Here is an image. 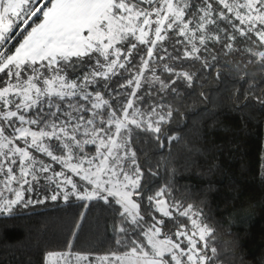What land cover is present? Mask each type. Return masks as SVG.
<instances>
[{"label": "snow or ice", "instance_id": "6c2138e0", "mask_svg": "<svg viewBox=\"0 0 264 264\" xmlns=\"http://www.w3.org/2000/svg\"><path fill=\"white\" fill-rule=\"evenodd\" d=\"M254 46L264 47V0H0V216L73 197L112 211L115 250L69 241L42 264H220L216 229L172 180L159 184L160 169L176 175L172 124L189 90L205 72L220 80L233 53L264 68ZM246 99L264 110V94ZM41 186L51 194L26 195ZM216 190L196 193L199 204Z\"/></svg>", "mask_w": 264, "mask_h": 264}, {"label": "trees", "instance_id": "16d2710c", "mask_svg": "<svg viewBox=\"0 0 264 264\" xmlns=\"http://www.w3.org/2000/svg\"><path fill=\"white\" fill-rule=\"evenodd\" d=\"M20 39L11 41L8 48L17 46ZM175 39L170 34L168 43ZM243 45L238 41V46ZM254 47L264 51V47ZM249 58L247 53L222 57L217 69L220 80L215 72H205L195 89L189 90L180 103L182 115L172 124L180 134V140L173 143L169 165L175 167L176 175L173 178L160 169L159 184L172 180L178 193L175 198L184 203L195 199L216 229L220 264H264V110L246 99L250 93L264 94V83L249 87L253 81L264 80V68L248 64ZM245 73L248 83L241 79ZM246 103L248 107L238 110ZM159 160L158 155L153 156L151 163ZM212 163L227 171L236 183L229 184L219 172L209 174ZM209 184L217 190L201 205L202 197L197 198L196 193ZM230 189L237 190V200L232 199ZM84 203L74 197L67 203L49 199L0 216V264H42L46 251H62L69 241L74 252L115 250L111 242L112 211L102 202H91L87 208L82 207Z\"/></svg>", "mask_w": 264, "mask_h": 264}, {"label": "rangeland", "instance_id": "374dc122", "mask_svg": "<svg viewBox=\"0 0 264 264\" xmlns=\"http://www.w3.org/2000/svg\"><path fill=\"white\" fill-rule=\"evenodd\" d=\"M17 46H18V45H17ZM57 168H59L58 165H57ZM77 179H78V178H77ZM43 189H44V190H43ZM50 194H51V190H50V188H48V187H44V186H41V187H38L37 190H36L35 192H33V193H28L27 196H28L29 198L42 199V198H44V196H46V195H50ZM73 264H74V262H73Z\"/></svg>", "mask_w": 264, "mask_h": 264}]
</instances>
